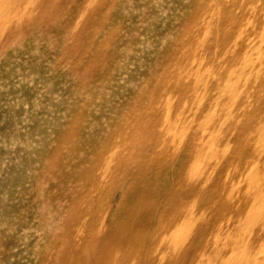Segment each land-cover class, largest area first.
Here are the masks:
<instances>
[{
	"label": "rangeland",
	"instance_id": "374dc122",
	"mask_svg": "<svg viewBox=\"0 0 264 264\" xmlns=\"http://www.w3.org/2000/svg\"><path fill=\"white\" fill-rule=\"evenodd\" d=\"M0 264H264V0H0Z\"/></svg>",
	"mask_w": 264,
	"mask_h": 264
}]
</instances>
